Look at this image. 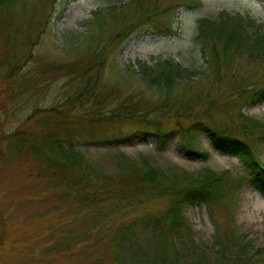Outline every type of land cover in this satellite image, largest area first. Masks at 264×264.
Returning a JSON list of instances; mask_svg holds the SVG:
<instances>
[{"label": "trees", "instance_id": "16d2710c", "mask_svg": "<svg viewBox=\"0 0 264 264\" xmlns=\"http://www.w3.org/2000/svg\"><path fill=\"white\" fill-rule=\"evenodd\" d=\"M52 1L0 0V120L7 103L38 95L42 88L37 89L36 80L51 81L55 74L66 79L62 84L65 92L58 91L54 104L41 109V131L28 132L26 127L38 112L34 107L21 125L0 138V144L6 139L17 140L24 153L48 158L61 174L66 200L79 208L94 211L101 201L114 197L136 205L149 204L142 216L122 222L112 238L117 249L142 245L147 240H143L141 230L151 229L150 243L154 239L155 247L162 248L158 264H181L180 248L175 249L173 238L189 242L185 235L192 233L183 208L206 203L216 226L226 233L218 241L222 246L210 264H239L241 250L233 249L242 244L237 241L233 217L243 184L250 181L264 192V163L259 150L264 148V123L246 116L238 103L264 100V23L226 11L215 18L203 17L194 37L208 64L203 69L186 67L172 58L153 64L140 62L141 71L116 72L118 79L112 84V73H107L112 56L133 35H172L175 10L186 1L115 0L86 20L83 31L66 37L63 59L39 61L44 70L24 73L30 53L21 59L9 57L10 49L4 44L14 47L17 42L34 40L31 34L36 35V41L51 21L52 14L47 12ZM9 59L14 61L7 62ZM252 61L260 63L256 71L246 68ZM182 84L189 86L181 93L175 91ZM202 132L218 148L240 158L247 169L240 179L219 175L209 167L191 172L175 163L162 166L149 156L133 159L123 152L115 157L113 172L106 174L77 146L104 142L118 147L132 136L143 140L152 136L164 147L177 135L178 150L202 155L193 144ZM9 156L11 159L14 153ZM223 215L225 225L219 219ZM247 246L251 244L243 245ZM174 252L179 259L174 258ZM202 256L200 253L198 261Z\"/></svg>", "mask_w": 264, "mask_h": 264}, {"label": "rangeland", "instance_id": "374dc122", "mask_svg": "<svg viewBox=\"0 0 264 264\" xmlns=\"http://www.w3.org/2000/svg\"><path fill=\"white\" fill-rule=\"evenodd\" d=\"M200 1L203 5L186 2L175 10V32L171 36H131L123 49L112 56L108 63L107 73H112L109 77L111 83L118 79L116 72L122 74L130 71L132 74L131 71H141L140 62L153 64L158 60L172 58L186 67L203 69L208 64L194 40L198 20L202 17H213L226 9L250 13L264 21L262 1ZM114 2L115 0L52 1L47 12L52 14L51 21L37 40L35 41L36 35L31 34L34 40L17 42L14 47L4 44L10 49L8 56L21 59L30 53L24 73L33 69L35 72L44 70L38 64L39 61L63 59L66 54V48L63 49L66 37L85 29L82 23L90 19L94 11ZM6 56L4 55L5 59ZM249 63L246 65L247 70L259 69L260 63ZM65 80L60 74L53 75L51 81L36 80L37 89L42 88L38 95L18 100L16 104L7 103L1 110L3 129H0V138L14 131L27 119L34 107H38V112L26 127L28 132L40 130V123L44 120L41 109L54 104L58 91L65 92L62 86ZM45 85L48 86L44 87ZM204 85L208 86L207 83ZM188 86L189 84H182L175 91L181 93ZM241 111L264 123V101L251 106L243 105ZM177 139L176 135L164 147H159L152 136L147 140L132 136L118 147H109L104 142H81L77 146L96 168L106 174L113 172L115 157L119 152L133 159L149 156L162 166L175 163L191 172L209 167L219 175L227 173L234 179L245 173L238 158L217 150L208 134L202 132L197 143H193L197 150L206 152L207 155L204 156L187 155L178 150ZM19 143L17 140L12 142L6 139L0 144V153H3L0 157H4L3 161L0 160V264H158L163 253L162 248L157 249L158 245L155 247L154 239L150 243L153 236L151 229L141 230L143 240L146 239L148 243L142 241L143 244L136 248L132 246L119 250L112 242L122 222L139 218L144 210L149 209V204L136 205L114 197L101 201L94 211L79 208L73 201L66 200V188L61 174L54 165L51 166L49 159L24 153L18 149ZM259 150L264 163V148ZM10 153H14L11 159ZM242 190L241 200L233 217L237 241L242 245L234 246L233 250H241L243 260L239 264H264V193L250 182ZM161 206L157 205V208ZM183 210L192 233L185 235L190 237L189 242H184L186 238H173L175 249L178 251L180 248L181 264H210L222 246L218 241H222L226 233L222 228L218 229L206 204H187ZM224 217L219 216L222 225L226 224ZM155 241L157 244L158 239L155 238ZM246 242L251 246L243 247ZM200 253L203 256L198 261ZM173 256L179 259L175 252Z\"/></svg>", "mask_w": 264, "mask_h": 264}]
</instances>
